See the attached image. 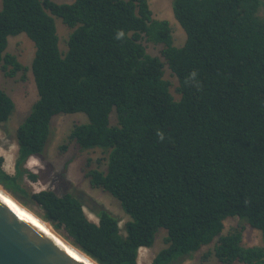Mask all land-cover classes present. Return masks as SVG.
<instances>
[{
  "label": "trees",
  "instance_id": "16d2710c",
  "mask_svg": "<svg viewBox=\"0 0 264 264\" xmlns=\"http://www.w3.org/2000/svg\"><path fill=\"white\" fill-rule=\"evenodd\" d=\"M0 65L22 67L6 53L8 39L33 44L31 75L37 100L17 128L13 175L0 185L41 211L56 233L98 264H137L138 251L166 232L167 247L151 264H177L215 240L219 264H264L263 247L242 245L243 227L223 235L237 218L264 243V0H172L184 31L173 45L168 21L153 18L148 0H0ZM71 29L59 48L54 18ZM145 39L178 81L174 100L164 64L148 55ZM0 90V126L13 112ZM117 124H110L112 113ZM83 114L68 140L80 150L108 151L106 171L88 170L93 188L120 203L119 220L100 205L51 190L33 193L39 176L26 164L44 161L51 121ZM88 204L97 223L90 221Z\"/></svg>",
  "mask_w": 264,
  "mask_h": 264
},
{
  "label": "rangeland",
  "instance_id": "374dc122",
  "mask_svg": "<svg viewBox=\"0 0 264 264\" xmlns=\"http://www.w3.org/2000/svg\"><path fill=\"white\" fill-rule=\"evenodd\" d=\"M52 1L56 3H72L74 0ZM171 1L148 0V5L154 19L168 21L171 28L173 45L177 48L183 46L185 34L172 16ZM54 20L59 38V48L64 54L67 51V40L71 29L65 26L61 19L55 17ZM141 44L148 55L160 59L164 64V79L169 83V90L174 100L178 101L180 99V95L178 94V81L162 58L161 52L163 47L147 42L145 39L141 40ZM6 53L15 57L22 67L13 75H8V72L12 68L8 67L3 69L0 65V90L11 99L14 106L13 112L8 120L0 126V156L4 160V171L7 174L13 175V166L17 154L15 133L37 100V93L31 75V63L34 57V47L31 41L24 34L10 37L8 39ZM86 122V117L83 114L58 115L52 119V134L45 149L44 161L41 162L33 157L26 164V168L30 172L39 176V180L35 183L25 181L24 185L27 191L33 193L51 190L58 195L70 193L79 197L81 194H84L92 206L100 205L117 217L120 221L119 227L121 233L124 234V225L130 219L122 210L120 203L109 193L99 188L91 187L89 179L86 176L88 170L96 169L102 172L106 171L108 151L96 148L80 150L74 142L68 140L69 133L73 127L85 124ZM110 124L112 126L117 124L116 114L114 112L110 117ZM14 199L30 213L41 218V211L36 206L29 203L25 204L16 197ZM84 212L90 221L97 223L96 217L91 212V206L86 204ZM242 227L243 246L264 248L260 233L251 229L245 223L240 222L237 218H228L224 221L222 234H229L233 230H239ZM166 236V232L160 230L156 234L151 248L140 249L137 264H151L153 258L167 247L165 242ZM215 242L216 240L211 245L203 247L200 251L194 253L190 258L177 264H219L213 255L205 257L207 254L213 252Z\"/></svg>",
  "mask_w": 264,
  "mask_h": 264
},
{
  "label": "water",
  "instance_id": "95a60500",
  "mask_svg": "<svg viewBox=\"0 0 264 264\" xmlns=\"http://www.w3.org/2000/svg\"><path fill=\"white\" fill-rule=\"evenodd\" d=\"M0 185V264H98Z\"/></svg>",
  "mask_w": 264,
  "mask_h": 264
},
{
  "label": "bare ground",
  "instance_id": "6f19581e",
  "mask_svg": "<svg viewBox=\"0 0 264 264\" xmlns=\"http://www.w3.org/2000/svg\"><path fill=\"white\" fill-rule=\"evenodd\" d=\"M45 226L50 230V231H53L52 230V228L48 225V224H45ZM58 234V233H57ZM58 236H59V234H58ZM59 237H61V238H63L62 236H59ZM142 249V248H141ZM145 249V248H144ZM140 250V249H139ZM139 252V251H138Z\"/></svg>",
  "mask_w": 264,
  "mask_h": 264
}]
</instances>
